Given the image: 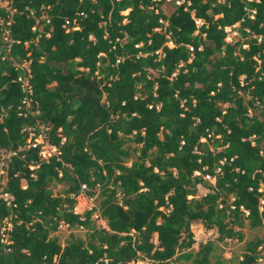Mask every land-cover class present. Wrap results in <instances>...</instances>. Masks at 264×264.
<instances>
[{
  "label": "trees",
  "instance_id": "trees-1",
  "mask_svg": "<svg viewBox=\"0 0 264 264\" xmlns=\"http://www.w3.org/2000/svg\"><path fill=\"white\" fill-rule=\"evenodd\" d=\"M3 1L0 264H223L220 242L263 225L264 0ZM195 222L217 235L193 248ZM61 224L84 236L61 245Z\"/></svg>",
  "mask_w": 264,
  "mask_h": 264
},
{
  "label": "rangeland",
  "instance_id": "rangeland-1",
  "mask_svg": "<svg viewBox=\"0 0 264 264\" xmlns=\"http://www.w3.org/2000/svg\"><path fill=\"white\" fill-rule=\"evenodd\" d=\"M175 1H166L161 9L164 13H169L174 5ZM5 5L3 0L0 1V7ZM227 31L226 41H240L238 33L236 31V24L233 27L225 28ZM250 113H255V110L250 109ZM38 139V138H37ZM36 139V140H37ZM35 141V140H34ZM50 152V151H49ZM5 176L4 170L2 174H0V196H1V188L4 183ZM207 182L212 184V180L207 178ZM59 187V186H58ZM206 191V188L199 186L198 193ZM98 199L95 195L87 197L83 194H80L76 198V203L74 206V212L81 214L83 211L95 206L97 204ZM91 222L95 225H104V221L97 217L96 212L90 215ZM189 229L192 233V237L195 243L192 245L193 248H196V243L199 241H205L207 239H212L216 237V232L214 229H204L199 222H195L190 224ZM243 232V240L235 241V240H224V242L219 243V248L217 250V254L224 259L223 264H230L233 260L240 256L242 251L243 241L252 237L253 235L264 236V223L261 227L255 229H248L246 227L241 229ZM85 230L81 227L77 228H67L64 224L59 225L57 231L54 233L60 242L63 245V241L67 238L69 233H72L75 236L83 237ZM137 264H143L142 261H137ZM252 264H264V249L259 252V257Z\"/></svg>",
  "mask_w": 264,
  "mask_h": 264
},
{
  "label": "built area",
  "instance_id": "built-area-1",
  "mask_svg": "<svg viewBox=\"0 0 264 264\" xmlns=\"http://www.w3.org/2000/svg\"><path fill=\"white\" fill-rule=\"evenodd\" d=\"M181 1L182 0H175V3L177 4V3L181 2ZM8 23L9 22H7V24ZM4 32H5V34H7V31H4ZM18 67L21 69V74L18 77V80L20 82V86L24 90V92L26 94H28V93H30V87H29V83H28V79L30 77L29 69H28V62L27 61H23L22 63L18 64ZM27 100L28 99L25 97L24 98L25 103H27ZM34 140H35L34 142H31V146H35L36 144H39L38 154L40 155L41 158L45 159L50 154L54 153V147H52L50 144H48L41 137H38L37 140L36 139H34ZM13 154H14L13 151H5V150H2V149L0 150V174H2V172L4 170V166L6 165V162L9 160V157L11 155H13ZM29 168H32V166H29ZM1 197L9 199V200L11 199V197L7 193H2Z\"/></svg>",
  "mask_w": 264,
  "mask_h": 264
}]
</instances>
